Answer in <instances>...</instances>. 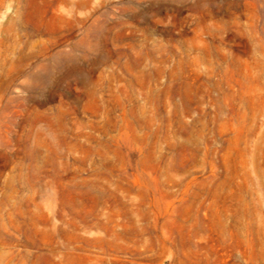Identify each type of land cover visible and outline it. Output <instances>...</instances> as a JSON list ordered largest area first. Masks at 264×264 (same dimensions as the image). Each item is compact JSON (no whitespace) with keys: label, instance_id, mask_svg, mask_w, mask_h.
Masks as SVG:
<instances>
[{"label":"rangeland","instance_id":"rangeland-1","mask_svg":"<svg viewBox=\"0 0 264 264\" xmlns=\"http://www.w3.org/2000/svg\"><path fill=\"white\" fill-rule=\"evenodd\" d=\"M0 264H264V0H0Z\"/></svg>","mask_w":264,"mask_h":264}]
</instances>
